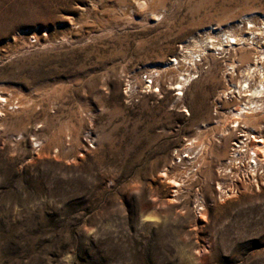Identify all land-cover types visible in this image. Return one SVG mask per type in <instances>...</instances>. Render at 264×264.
Listing matches in <instances>:
<instances>
[{
  "label": "rangeland",
  "instance_id": "rangeland-1",
  "mask_svg": "<svg viewBox=\"0 0 264 264\" xmlns=\"http://www.w3.org/2000/svg\"><path fill=\"white\" fill-rule=\"evenodd\" d=\"M262 13L264 0H0V264H264V180L234 193L224 170L234 119L264 138L263 115L234 118L237 96H221L255 48L188 53L200 30L241 35L237 20Z\"/></svg>",
  "mask_w": 264,
  "mask_h": 264
},
{
  "label": "built area",
  "instance_id": "built-area-1",
  "mask_svg": "<svg viewBox=\"0 0 264 264\" xmlns=\"http://www.w3.org/2000/svg\"><path fill=\"white\" fill-rule=\"evenodd\" d=\"M255 19L237 20V25L243 29L241 35L234 34L227 27L209 26L200 30L197 38L193 39L189 45V62L192 65L206 54L222 58L230 50L240 46L255 48L254 61L242 70V77L235 84V87L239 88V94L237 92L231 93V88L221 95L224 99L237 96V105L231 107L228 110L229 113L264 116V13ZM177 63L175 62L173 65ZM142 81L146 89H151L154 72L151 70L144 72ZM239 123V120L236 119L231 125V128H236L238 133L231 141L230 152L224 169L229 182H231L228 185L230 186L228 190L234 193L240 184L253 183L257 186L264 180V163H261L264 159H260V155L264 158V138L246 130L243 126H239ZM253 143L263 144L260 147L263 149L261 154L252 150L251 144ZM220 194L222 195V193Z\"/></svg>",
  "mask_w": 264,
  "mask_h": 264
},
{
  "label": "bare ground",
  "instance_id": "bare-ground-1",
  "mask_svg": "<svg viewBox=\"0 0 264 264\" xmlns=\"http://www.w3.org/2000/svg\"><path fill=\"white\" fill-rule=\"evenodd\" d=\"M188 49V48H187ZM187 59V58H186ZM175 62H177V59L176 57L174 58H171L170 61H169V65H172L174 64ZM231 69L228 71V73L232 74L234 73V70L232 67H230ZM180 76V77H179ZM179 79L177 77V80L175 82V90H176V94L177 96H182L183 95V90L186 89V87L189 85L190 81L194 78L193 75L190 76L189 74L186 75V76H182V75H179ZM234 92H237L239 94V88H236L235 87V84L232 86V89H231V93H234ZM232 115L231 116H234V118H244V117H247L245 114H241V113H231ZM233 118V119H234ZM235 120V119H234ZM238 120V119H237ZM261 146H256L257 149H260ZM175 182L173 181V184ZM177 183H175L176 185Z\"/></svg>",
  "mask_w": 264,
  "mask_h": 264
}]
</instances>
